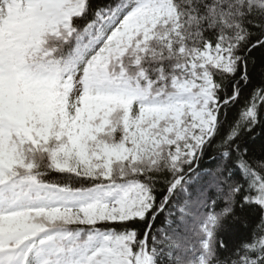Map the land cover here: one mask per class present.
Returning <instances> with one entry per match:
<instances>
[{"label": "snow or ice", "instance_id": "6c2138e0", "mask_svg": "<svg viewBox=\"0 0 264 264\" xmlns=\"http://www.w3.org/2000/svg\"><path fill=\"white\" fill-rule=\"evenodd\" d=\"M0 264H264V0H0Z\"/></svg>", "mask_w": 264, "mask_h": 264}]
</instances>
